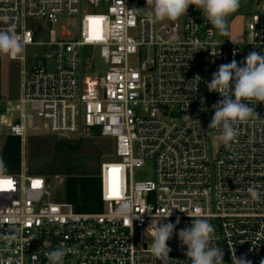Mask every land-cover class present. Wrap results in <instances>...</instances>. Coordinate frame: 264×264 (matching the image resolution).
Returning <instances> with one entry per match:
<instances>
[{"label":"built area","instance_id":"2783aa9c","mask_svg":"<svg viewBox=\"0 0 264 264\" xmlns=\"http://www.w3.org/2000/svg\"><path fill=\"white\" fill-rule=\"evenodd\" d=\"M143 7L146 0H0V30L14 31L24 48L50 49L27 67L24 52L8 55L21 64L18 94L0 105L2 115L18 113L8 134L21 148L18 170L0 176L12 182L0 185V264H49L46 254L61 245L71 249L64 264H162L150 253L147 228L170 212L160 223H180L165 264H190L178 232L201 217L214 226L225 264L232 250L264 264V196L253 201L248 193L264 192V103L225 146L208 128L222 96L207 88L209 68L264 54V0H240L235 13L247 18L240 39L229 28L220 35L194 5L176 21L155 23ZM61 15L79 17L76 36L55 39L49 29L48 41L34 40L28 22L53 25ZM60 35L71 33L62 27ZM90 129L112 141L114 158L98 168L102 210L75 212L54 199L59 173L30 169L27 132L73 141ZM148 161L152 178L134 181Z\"/></svg>","mask_w":264,"mask_h":264},{"label":"clouds","instance_id":"9594fccd","mask_svg":"<svg viewBox=\"0 0 264 264\" xmlns=\"http://www.w3.org/2000/svg\"><path fill=\"white\" fill-rule=\"evenodd\" d=\"M190 5L200 10L203 19L220 35L227 36L228 17L239 9L240 0H146V7L143 9L147 20L155 23L165 20L176 21L187 14ZM24 50V43L18 34L10 30H0V55L7 54L17 58ZM213 55L218 53L213 52ZM207 88L209 92H217L222 96V99L212 106L214 115L208 128L219 130L223 143L228 146L238 135L236 128L238 123L260 117L255 106L264 103V54L251 51L240 63L233 59L227 64L219 65L218 70L212 74L211 81L207 83ZM203 102L202 100L201 103ZM183 119L190 123L193 121L190 115H184ZM195 122L199 127L200 121L195 119ZM5 171L4 163L0 160V176ZM248 193L253 201H260L264 196L259 186L249 187ZM170 215L171 212L163 219L154 222L152 220L147 228L152 237L150 253L162 264L170 260L171 248L167 242L180 223L179 218L175 223H160ZM178 238L181 246H186L185 255L190 264H225L223 249L214 243L215 228L208 219L192 218L190 225L179 230ZM70 251L71 249L61 245L46 254L47 260L49 264H64L65 257ZM232 264L250 262L237 257L235 250H232Z\"/></svg>","mask_w":264,"mask_h":264},{"label":"rangeland","instance_id":"374dc122","mask_svg":"<svg viewBox=\"0 0 264 264\" xmlns=\"http://www.w3.org/2000/svg\"><path fill=\"white\" fill-rule=\"evenodd\" d=\"M90 12L98 11L97 9H90ZM232 20H228V28L232 33V37L240 39L242 35L243 21H246V16L237 15ZM244 15V14H242ZM229 18V17H228ZM28 26L34 28L36 26L37 31L34 37L35 41L46 42L49 40L48 30H54L55 39L68 40L76 36L79 31V17L61 15L58 16L57 22L50 25L46 21L40 22H28ZM64 27L68 30L70 36H61V28ZM50 49L47 45H31L27 46L24 50L26 58L25 66L36 63L38 60L47 57ZM21 64L19 61L9 59L7 54L0 55V96L1 102L9 101L14 103L18 94L19 83V70ZM211 68H209V77L212 79ZM18 113L13 111L12 116H16ZM12 116L7 114L0 115V149L5 136L8 134V126L12 122ZM95 129L82 132L73 141L67 140L63 137L54 135L37 134L27 132V142L25 145V154L29 166H35V162L38 157L45 154L46 151L50 152L51 139L62 140L68 144V147L63 152L65 159L64 166L66 170L63 173H59L61 181L52 185V193L55 201H64V180L65 175H78L86 174L90 172H97L99 165L102 161L111 160L113 155V145L109 138L100 137V135L94 134ZM72 138V136H69ZM67 140V141H66ZM80 140L78 148H73L70 145L73 142ZM39 172L49 173V167L47 164L42 165L36 169ZM134 181L148 180L152 178V162H146L142 169L134 170Z\"/></svg>","mask_w":264,"mask_h":264},{"label":"trees","instance_id":"16d2710c","mask_svg":"<svg viewBox=\"0 0 264 264\" xmlns=\"http://www.w3.org/2000/svg\"><path fill=\"white\" fill-rule=\"evenodd\" d=\"M1 113L2 108L0 105V114ZM94 134L99 135V132L94 130ZM73 143H75V141ZM20 148L21 144L19 137L12 136L10 134L5 136L0 149V160L3 161L6 168L5 173H11L18 170L20 163ZM30 169L32 171H37L35 166H30ZM65 170L66 169L63 168L60 173H63ZM49 172H51L50 168ZM63 194L64 201L70 203L75 212L101 211L102 204L100 201L98 170L97 172H90L86 174H66Z\"/></svg>","mask_w":264,"mask_h":264},{"label":"water","instance_id":"95a60500","mask_svg":"<svg viewBox=\"0 0 264 264\" xmlns=\"http://www.w3.org/2000/svg\"><path fill=\"white\" fill-rule=\"evenodd\" d=\"M78 143L79 140H77L74 147H76ZM63 148H64V143H62L59 148H57L55 145L53 148L54 151L53 155H41L40 157H38L35 162V168L38 169L42 165L48 164L53 173H60L65 163V159L61 152Z\"/></svg>","mask_w":264,"mask_h":264},{"label":"flooded vegetation","instance_id":"af4514ba","mask_svg":"<svg viewBox=\"0 0 264 264\" xmlns=\"http://www.w3.org/2000/svg\"><path fill=\"white\" fill-rule=\"evenodd\" d=\"M76 142H77V140L75 141L74 144H71L70 146L73 147V148H75V149L78 148L79 145H80V140H79L78 145L76 147H74V145L76 144ZM62 143H64V148L61 151L62 152V155H63V152L68 147V144L65 143V142H63L62 140H57V139H52V142H51V145H50V152L46 151L45 154H43V155H53L54 154V151H53L54 146L56 145V147L59 148ZM47 166L49 167L48 164H47Z\"/></svg>","mask_w":264,"mask_h":264},{"label":"snow or ice","instance_id":"6c2138e0","mask_svg":"<svg viewBox=\"0 0 264 264\" xmlns=\"http://www.w3.org/2000/svg\"><path fill=\"white\" fill-rule=\"evenodd\" d=\"M112 171H116V169H113ZM11 181L10 180H8V181H0V185H4V184H7V185H11ZM38 184H39V181H36V182H34V187H36V186H38Z\"/></svg>","mask_w":264,"mask_h":264}]
</instances>
